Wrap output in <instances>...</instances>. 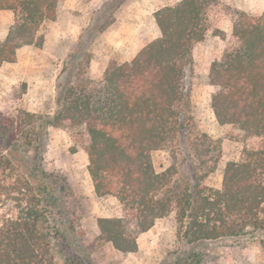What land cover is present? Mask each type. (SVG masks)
I'll list each match as a JSON object with an SVG mask.
<instances>
[{
    "label": "trees",
    "instance_id": "trees-1",
    "mask_svg": "<svg viewBox=\"0 0 264 264\" xmlns=\"http://www.w3.org/2000/svg\"><path fill=\"white\" fill-rule=\"evenodd\" d=\"M60 3L0 0V11L13 14L0 40V68L15 63L21 48L41 47L38 31L56 19ZM211 3L182 0L158 10L159 37L130 62L110 63L97 90L70 87L54 115L26 113L28 124L36 126L28 145L32 158L0 125V264H60L58 258L61 264H91L80 255L67 180L43 167L42 135L61 126L82 129L94 195L113 197L121 206V217L96 221L100 238L117 253H135L138 237L172 214L178 237L188 246L223 240L264 244V11L236 12L229 40L218 31L227 46L208 75L218 124L257 144L226 164L219 189L204 185L195 170L182 187L174 167L158 172L152 161L154 152L186 132L184 78L191 44L204 37ZM187 258L192 264L202 261L195 253Z\"/></svg>",
    "mask_w": 264,
    "mask_h": 264
},
{
    "label": "rangeland",
    "instance_id": "rangeland-1",
    "mask_svg": "<svg viewBox=\"0 0 264 264\" xmlns=\"http://www.w3.org/2000/svg\"><path fill=\"white\" fill-rule=\"evenodd\" d=\"M180 1L61 0L56 19L45 21L38 31L41 47L24 48L15 63L0 68V125L14 134L32 158L33 146L28 145L36 126L28 124L25 114L54 115L60 95L70 87L85 88L88 93L97 90L110 63L130 62L159 37L154 14ZM211 1L204 37L191 44V63L184 78L186 132L166 149L152 154L156 171L174 167V179L182 187L192 181L195 170L204 185L219 189L226 164L239 161L244 148L257 144L256 139L218 124L210 106L214 88L208 83V75L227 46L218 31L228 38L233 15L261 13L264 0ZM11 17L9 12H0V39L11 25ZM86 143L82 129L49 128L46 136L42 135L40 151L44 169L67 180L72 218L83 247L80 255L88 257L91 264H192L187 258L191 253L202 256L201 264H264V244L223 240L186 245L178 237L173 214L138 237L135 253L121 255L114 251L100 238L96 221L121 217V206L113 197L94 195L87 172ZM57 261L63 263L60 258Z\"/></svg>",
    "mask_w": 264,
    "mask_h": 264
},
{
    "label": "crops",
    "instance_id": "crops-1",
    "mask_svg": "<svg viewBox=\"0 0 264 264\" xmlns=\"http://www.w3.org/2000/svg\"><path fill=\"white\" fill-rule=\"evenodd\" d=\"M0 12H3V11H0ZM6 12H8V11H6ZM11 15H12V17H11V21H12V23H13V14L11 13V12H9ZM11 23V24H12ZM11 26V25H10ZM9 26V27H10ZM7 32H8V30H7ZM7 32H6V34L3 36V38H1L0 40H3L5 37H6V35H7ZM26 47H28V46H26ZM26 47H23V48H21L20 50H18L17 51V54L21 51V50H23L24 48H26ZM17 54H16V57H17Z\"/></svg>",
    "mask_w": 264,
    "mask_h": 264
}]
</instances>
